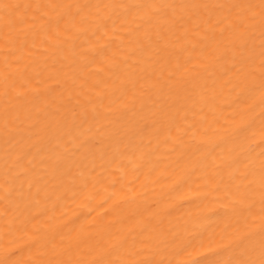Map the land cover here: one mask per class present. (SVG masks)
Returning <instances> with one entry per match:
<instances>
[{"label": "bare ground", "instance_id": "obj_1", "mask_svg": "<svg viewBox=\"0 0 264 264\" xmlns=\"http://www.w3.org/2000/svg\"><path fill=\"white\" fill-rule=\"evenodd\" d=\"M260 4L0 0V264H261Z\"/></svg>", "mask_w": 264, "mask_h": 264}, {"label": "snow or ice", "instance_id": "obj_2", "mask_svg": "<svg viewBox=\"0 0 264 264\" xmlns=\"http://www.w3.org/2000/svg\"><path fill=\"white\" fill-rule=\"evenodd\" d=\"M149 7H152V6L151 5H137L136 6V10H142V9H146V8H149ZM160 7H168V6L167 5H161ZM249 7H253V6L249 5ZM260 7H261L262 10H264V0H261ZM262 69H264V64H262ZM225 264H232V262L231 261H227V262H225ZM261 264H264V260L261 261Z\"/></svg>", "mask_w": 264, "mask_h": 264}]
</instances>
